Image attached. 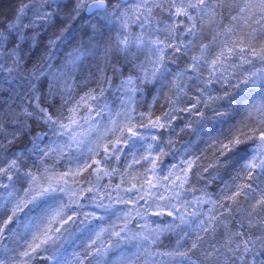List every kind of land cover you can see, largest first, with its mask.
I'll list each match as a JSON object with an SVG mask.
<instances>
[{"label":"clouds","instance_id":"9594fccd","mask_svg":"<svg viewBox=\"0 0 264 264\" xmlns=\"http://www.w3.org/2000/svg\"><path fill=\"white\" fill-rule=\"evenodd\" d=\"M261 133L264 0H0V264H264Z\"/></svg>","mask_w":264,"mask_h":264},{"label":"snow or ice","instance_id":"6c2138e0","mask_svg":"<svg viewBox=\"0 0 264 264\" xmlns=\"http://www.w3.org/2000/svg\"><path fill=\"white\" fill-rule=\"evenodd\" d=\"M189 110L191 111L192 109H195V115L196 116H200L202 113L199 111V108L194 104H189L188 105ZM157 120H159L160 118L157 117ZM262 136H264V133H261ZM82 174V171L79 173ZM68 173H63V174H55V173H49L47 174V186L48 189L50 190H55L56 187L58 185H60L62 182L67 184V177ZM149 182H151V179L149 180ZM101 196L105 195V193H99ZM92 195L91 190H89L88 192L85 193V197H90ZM110 195V194H109ZM77 196V193L75 191L70 192V197L74 200ZM73 208V211L75 213V209L79 207V205L72 203L70 205ZM74 218L73 215H67L66 216V209L65 206L63 204L59 205L58 207H56L53 210V214L49 217L48 219V223L45 226V231H44V235L47 236L49 234V232L52 229L53 223L56 221H59L61 224H65V223H70L72 221V219ZM59 229H57L58 231ZM104 232L105 229L101 228L98 232L95 233V238L94 240H92V244L93 246L99 244L101 241H103L104 239ZM91 240V238H90ZM71 264H79V257H76L75 259H73V261H71Z\"/></svg>","mask_w":264,"mask_h":264}]
</instances>
